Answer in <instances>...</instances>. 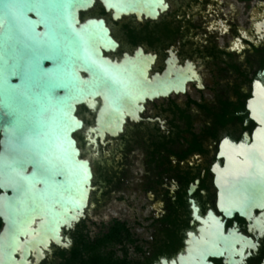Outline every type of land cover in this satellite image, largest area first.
<instances>
[{
	"label": "flooded vegetation",
	"instance_id": "1",
	"mask_svg": "<svg viewBox=\"0 0 264 264\" xmlns=\"http://www.w3.org/2000/svg\"><path fill=\"white\" fill-rule=\"evenodd\" d=\"M165 2L167 9L155 19L130 14L113 20L100 0L81 13L82 21L103 19L109 28L117 47L104 56L149 63L146 80L171 90L146 100L136 120L126 116L120 133L106 132L102 139L98 131L88 132L97 128L101 99L95 108L77 107L84 127L74 138L82 157L90 160L94 177L95 160L107 170L101 187L93 182L104 202L95 197L93 203L92 191L85 218L62 233L71 244H51L38 264L91 262L85 243L97 245L114 221L124 225L121 239L100 251L112 253L118 264H178L180 254L190 264V247L211 235V214L220 219L233 249L217 243L220 254L208 256L209 262L264 264V202L249 217L237 211L226 215L216 184L229 149L249 146L260 127L248 103L264 87V0ZM232 156L241 159L237 151ZM115 193L125 214L117 217L116 207L110 208L106 230L90 237L88 211H97ZM113 244L120 255L107 250Z\"/></svg>",
	"mask_w": 264,
	"mask_h": 264
},
{
	"label": "water",
	"instance_id": "2",
	"mask_svg": "<svg viewBox=\"0 0 264 264\" xmlns=\"http://www.w3.org/2000/svg\"><path fill=\"white\" fill-rule=\"evenodd\" d=\"M100 2L113 20L130 14L155 19L167 9L165 0ZM94 3L0 0V264H38L51 244L68 247L63 231L85 218L94 173L74 138L84 127L77 107L95 108L101 99L97 128L88 132L102 139L120 133L126 116L136 120L146 100L171 90L146 80L149 63L104 56L117 47L105 21L81 19ZM176 86L183 90V83ZM248 108L260 127L249 146L229 149L216 178L226 215L249 217L264 202V87ZM236 151L241 159L232 156ZM209 217L211 235L190 247V264H213L207 258L220 254L217 243L233 249L220 219ZM178 264H186V255Z\"/></svg>",
	"mask_w": 264,
	"mask_h": 264
},
{
	"label": "rangeland",
	"instance_id": "3",
	"mask_svg": "<svg viewBox=\"0 0 264 264\" xmlns=\"http://www.w3.org/2000/svg\"><path fill=\"white\" fill-rule=\"evenodd\" d=\"M94 172H95V177H94V184L96 186L101 187L102 184L105 181L107 170L104 167V163L102 160H95L94 161ZM101 191L99 189H96L93 193V203H95V197L99 198V201L104 202V197L100 196ZM116 207L117 212L113 213V215H116L117 217L119 216L120 218L121 215L125 214L123 210H121L119 199H118V194H113L112 197L109 200H105V203L102 204V207L99 208L97 211L94 209H90L88 211V217L89 220L86 222L89 225V235L90 237H94L97 235L100 231L104 232L106 229L105 227L108 225L111 216H108V213L110 212V208ZM109 211V212H108ZM115 250L116 253L115 255H120V252L117 251L118 247L113 244L107 247V250Z\"/></svg>",
	"mask_w": 264,
	"mask_h": 264
},
{
	"label": "trees",
	"instance_id": "4",
	"mask_svg": "<svg viewBox=\"0 0 264 264\" xmlns=\"http://www.w3.org/2000/svg\"><path fill=\"white\" fill-rule=\"evenodd\" d=\"M124 225L119 223L118 221H114L109 229V232L104 234L101 237H98L96 244L94 245V242H86L85 248L90 251V259L91 262H88L86 264H118L117 260L113 259L112 253L109 255L105 254L100 251L101 247L105 245L107 242H112L114 240L120 241L121 233L124 230ZM81 240H83V237H81ZM85 240V239H84ZM86 241V240H85ZM89 243V244H88ZM104 260H106L104 262ZM103 261V262H101Z\"/></svg>",
	"mask_w": 264,
	"mask_h": 264
}]
</instances>
